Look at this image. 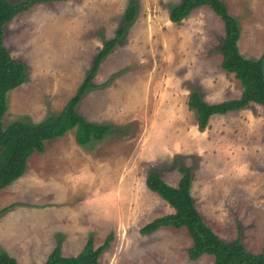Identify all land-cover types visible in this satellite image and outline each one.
<instances>
[{
    "label": "rangeland",
    "instance_id": "374dc122",
    "mask_svg": "<svg viewBox=\"0 0 264 264\" xmlns=\"http://www.w3.org/2000/svg\"><path fill=\"white\" fill-rule=\"evenodd\" d=\"M17 2L20 0H9ZM131 0L36 4L3 26L4 45L26 67L6 95L3 123H38L75 93L103 42L122 23ZM136 15L102 60L77 111L110 128L85 146L74 131L45 143L25 173L0 190V253L40 264L56 244L78 254L111 236L98 264H213L190 261L184 229L139 230L172 209L145 186L149 171L176 186L191 173V196L204 223L225 241L240 238L264 253V108L212 116L203 130L187 107L198 90L208 104L238 98L241 86L220 67L224 25L206 6L180 24L169 21L184 0H132ZM239 24L238 50L263 57L264 0H221ZM12 205V206H11Z\"/></svg>",
    "mask_w": 264,
    "mask_h": 264
},
{
    "label": "trees",
    "instance_id": "16d2710c",
    "mask_svg": "<svg viewBox=\"0 0 264 264\" xmlns=\"http://www.w3.org/2000/svg\"><path fill=\"white\" fill-rule=\"evenodd\" d=\"M59 1L67 0H20L13 3L9 0H0V190L25 173L29 157L34 153H42L46 142L60 138L73 130L75 142L85 146L91 141L102 140L110 130L106 125L88 122L78 113L77 107L86 91L93 87L92 80L100 63L112 52L133 22L136 5L132 0L124 10L122 23L116 33L103 42L81 84L58 113L51 114L38 123L19 119L8 125L3 123L7 93L20 86L26 79L25 65L12 58L4 45L3 26L36 4ZM202 6L212 10L224 25V37L219 47L220 67L226 73L234 75L242 91L238 98L214 104L204 102L198 90L192 91L187 100V107L194 111L196 124L201 130L207 127L209 119L214 115L240 111L250 104L264 108L263 57L252 59L240 54L238 21L228 12L221 0H184L171 9L168 19L178 25L194 9ZM178 171L180 178L176 186L167 184L153 171L147 173L146 188L158 195L172 212L145 224L139 230L140 234L150 235L165 227L184 229L191 240V245L186 249L190 261L208 255L213 257V264H264V253L255 254L248 251L238 237L232 241H225L204 223L191 196V173L184 167H179ZM110 239L111 236H108L101 245L95 247L93 239L89 237L82 250L74 256L62 255L60 245L56 244L45 261L40 264H98V259L108 248ZM0 264L18 263L7 253H0Z\"/></svg>",
    "mask_w": 264,
    "mask_h": 264
},
{
    "label": "crops",
    "instance_id": "0c3cea01",
    "mask_svg": "<svg viewBox=\"0 0 264 264\" xmlns=\"http://www.w3.org/2000/svg\"><path fill=\"white\" fill-rule=\"evenodd\" d=\"M8 254V253H7ZM8 255H10L11 256V254H8ZM14 258V257H13Z\"/></svg>",
    "mask_w": 264,
    "mask_h": 264
}]
</instances>
